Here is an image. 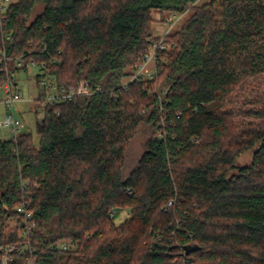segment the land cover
<instances>
[{"label":"trees","instance_id":"obj_1","mask_svg":"<svg viewBox=\"0 0 264 264\" xmlns=\"http://www.w3.org/2000/svg\"><path fill=\"white\" fill-rule=\"evenodd\" d=\"M199 1L17 0L0 11V86L19 59L35 64L38 86L92 92L62 101L42 89L38 144L30 132L0 140V259L23 241L8 222L25 205L31 250L11 264H264V0ZM187 13L164 37L156 77L126 84L157 38L155 14ZM139 134L144 152L126 173ZM63 241L73 247L50 249Z\"/></svg>","mask_w":264,"mask_h":264},{"label":"built area","instance_id":"obj_2","mask_svg":"<svg viewBox=\"0 0 264 264\" xmlns=\"http://www.w3.org/2000/svg\"><path fill=\"white\" fill-rule=\"evenodd\" d=\"M10 3V0H0V11H2L5 7H7ZM181 16H169L163 21L158 16L157 19L159 23V35L153 42L152 48L150 52L146 55L143 62L139 65L135 74L126 82L129 84L131 82L142 81V80H152L157 75V62L159 59L160 52L163 51L166 47L164 42V37L168 35L173 28L180 21ZM2 59L7 61V57L4 53H2ZM17 67L19 70H23V64L19 59H16ZM35 68V64L31 63L26 70L28 73L31 72ZM18 72V71H17ZM15 71H7V81L1 86L4 95H0V103H2L7 108L6 116L0 120V128H8L13 136H17L20 132H22L25 128V124L23 120L16 117L14 112V104L19 101H23L22 93L20 88H18L17 79ZM41 87L45 90V99L46 100H72L78 95H89L91 94V89L89 88L88 82H82L78 88L74 87H64L55 84L53 81L48 80L46 78L41 79ZM99 91L100 88H97ZM171 204V203H169ZM17 212L19 217L14 225V230H19L23 241L20 243H12L1 249L2 258L0 259V264H11L12 256L15 252L21 254L25 252L27 249H30V238L29 234H31L33 228L35 227V222L33 218V211L26 208L25 205L19 206L17 208ZM114 213H112L113 215ZM73 244L67 241H63L51 246L52 251H68ZM26 264H34L33 260L30 259ZM187 264V263H183Z\"/></svg>","mask_w":264,"mask_h":264},{"label":"rangeland","instance_id":"obj_3","mask_svg":"<svg viewBox=\"0 0 264 264\" xmlns=\"http://www.w3.org/2000/svg\"><path fill=\"white\" fill-rule=\"evenodd\" d=\"M10 1L16 2L17 0H10ZM205 1L207 0H200L198 4H201ZM39 11H40V7L39 9H37L36 13H38ZM189 15L190 13L181 15L180 22L185 20ZM158 16H159L158 14H155V19H156L154 25L155 36H158L160 32L158 29L160 23L157 19ZM36 74H37V70L34 69L29 73L24 70H19L17 72L16 74V79L18 84L17 86L21 90L23 101H19L14 104V112L16 117L23 120L25 124V128L22 132H30L34 137V142L38 144L39 138L37 136L35 127H36V122L43 119L44 111L43 108L41 107V104L39 102H36L39 94L42 91V87L36 84V79H35ZM258 83H263L264 85V76L261 77V79H259ZM260 91H262V88L260 89ZM0 95L1 96L4 95L1 86H0ZM6 114H7V108L2 103H0V120H2L6 116ZM12 137L13 135L8 128H0V140L9 139ZM145 141H146V136L143 134H139L135 136V138L130 142L126 154V173H129L131 171V169L136 165L138 159L144 152ZM253 154H254V150L246 152L243 156H241L236 161L237 167L240 168L250 165L252 163ZM127 215L128 214L126 212L118 213L115 218V221L119 223L123 221L125 218H127ZM16 221L17 219L15 218L14 220L8 222L9 231L14 228Z\"/></svg>","mask_w":264,"mask_h":264},{"label":"water","instance_id":"obj_4","mask_svg":"<svg viewBox=\"0 0 264 264\" xmlns=\"http://www.w3.org/2000/svg\"><path fill=\"white\" fill-rule=\"evenodd\" d=\"M195 250H198V247L197 246L190 247V248H188L187 253L192 252V251H195Z\"/></svg>","mask_w":264,"mask_h":264},{"label":"crops","instance_id":"obj_5","mask_svg":"<svg viewBox=\"0 0 264 264\" xmlns=\"http://www.w3.org/2000/svg\"><path fill=\"white\" fill-rule=\"evenodd\" d=\"M10 131V130H9Z\"/></svg>","mask_w":264,"mask_h":264}]
</instances>
